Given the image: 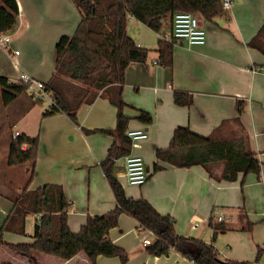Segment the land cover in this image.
<instances>
[{"label": "crops", "instance_id": "0c3cea01", "mask_svg": "<svg viewBox=\"0 0 264 264\" xmlns=\"http://www.w3.org/2000/svg\"><path fill=\"white\" fill-rule=\"evenodd\" d=\"M16 1L19 22L15 31L9 34L8 49L0 46V78L18 83L22 73H27L48 83L55 71L54 52L60 38L69 36L74 43L84 42L86 36L80 32V26L85 12L80 7V0ZM93 1L98 7V15L91 19L89 29L102 35L112 33L108 11L111 0ZM230 1L231 8L225 9L224 14L213 22L199 18L207 31L205 45L190 47L185 42L176 43L171 69L159 63L158 45L148 49L136 42L129 35L127 25L128 35L139 47L149 50L145 63H132L127 69L124 100L127 104L125 113L131 119L129 129H144L148 133V139L141 141L133 151L147 158L148 175L152 177H148L144 186L130 185L124 157L117 160L115 174L129 198L145 199L162 215L173 217L177 234L212 243L222 260L247 262L253 260L251 257L260 243L264 246V55L248 46L264 23V0ZM103 4H106V13L102 15L100 7ZM175 92L191 95L192 105H176ZM1 93L0 84V98ZM22 97L21 94L9 105L11 111L7 116L13 117L14 127L16 123L24 124V134L29 136L25 122L30 109L39 100L30 97L29 101ZM238 102H243L246 108L241 122L250 138L252 151L262 163L260 177L240 174L236 182L219 181L202 166H166L164 170L152 173L151 168L157 163V151L169 147L177 128L186 127L197 135L210 136L226 121L232 123L238 116ZM141 111L152 114L154 122L151 125L138 121ZM78 121L80 126L64 113L42 120L36 175L30 186L31 190L47 184L63 186L71 203L69 225L75 233L81 230L89 216L106 215L116 209L114 194L100 167L115 138L99 132L85 134L82 128H115L117 108L108 99L99 97L93 105L81 107ZM10 133L11 136L12 133L21 135L13 129ZM11 140L12 137L3 143L7 156ZM25 166L22 174L27 176L30 171L29 166ZM213 172L220 175L222 165H214ZM21 190L22 187L15 196L0 192V216H3L0 217V228ZM32 216L35 229L38 216ZM244 216L253 224L251 231L243 230L246 227L242 222ZM219 217L222 220L219 221ZM211 220L223 227L216 240L213 239ZM10 233L4 235L5 244L35 241L33 234L30 235L33 241L23 243L10 237ZM222 237H226L228 243L225 252L217 246ZM109 239L129 254L126 264H196L175 250L169 255H150L144 241H154L155 237L149 230L139 228L137 220L127 214L121 215L119 226L110 231ZM241 244L239 251H235L234 247ZM0 264L91 263L83 253L62 262L50 255L24 256L1 247ZM96 264L123 263L118 257L100 256ZM259 264H264V254Z\"/></svg>", "mask_w": 264, "mask_h": 264}, {"label": "trees", "instance_id": "16d2710c", "mask_svg": "<svg viewBox=\"0 0 264 264\" xmlns=\"http://www.w3.org/2000/svg\"><path fill=\"white\" fill-rule=\"evenodd\" d=\"M96 1L99 3V0ZM223 3L224 0H111L108 11L113 32L102 35L92 32L88 26L91 19L98 15L97 5L93 0H80V7L85 12L80 32L86 37L84 42L74 43L71 37L63 36L56 44L55 71L46 85L59 109H48L43 119L64 113L80 126L79 110L83 105H93L99 97L108 99L117 108L115 128H82L85 134L99 132L115 138L100 167L114 194L116 209L106 215L89 216L81 230L73 232L68 216L71 203L66 198L63 186L47 184L35 190L30 189L36 175L40 139L39 136L20 135L10 142L8 164L28 165L30 172L20 194L12 201L9 216L0 228V248L7 247L24 256L50 255L62 262L83 253L91 264H96L100 256L118 257L126 264L129 254L109 239V233L119 226L121 215L127 214L137 220L139 228L155 235V240L147 247V252L152 256L169 255L175 250L196 264L260 263L261 249L254 262L222 260L212 243L180 236L176 232L173 217L162 215L145 199L129 198L115 174L117 160L132 151V141L127 136L131 119L125 113L127 104L124 100L126 71L132 63H145L149 56V50L139 47L128 35V18L133 17L156 33L170 30V39L159 40L157 52L159 63L171 69L177 43L172 35L174 15L189 12L213 22L224 14ZM18 19L17 1L0 0V35L15 31ZM248 46L264 55V23ZM0 84L7 106L27 92L24 85L9 83L4 77L0 78ZM174 102L178 106L190 107L193 99L187 93L175 92ZM245 110L244 103L238 102L239 113L232 123L226 121L207 137L197 135L186 127L177 128L169 147L157 151L153 173L164 170L166 166H202L219 181L236 182L240 174L244 177L249 174L260 177L262 163L252 151L250 138L241 122ZM137 119L146 125L154 122L152 114L145 111H141ZM216 164L222 165L220 175L213 172ZM30 215L38 216L33 233L35 241L31 244H5L3 239L7 232L26 234V222ZM243 221L246 223L243 230L251 231L253 224L247 216H244ZM210 226L214 231L213 239L216 240L223 227L212 220Z\"/></svg>", "mask_w": 264, "mask_h": 264}, {"label": "rangeland", "instance_id": "374dc122", "mask_svg": "<svg viewBox=\"0 0 264 264\" xmlns=\"http://www.w3.org/2000/svg\"><path fill=\"white\" fill-rule=\"evenodd\" d=\"M102 7H100V12L101 14H105L106 13V4L101 5ZM128 31H129V35L131 37H133L136 42H141L142 44H144L148 49L149 48H153V46H155L156 44L158 45V40L159 38H167V40L170 39V32L169 30H164L161 33H156L153 30L149 29L147 26H145L144 24L137 22L134 19H130L128 18ZM23 97L22 99L26 100L28 99L29 101L31 100V95L29 93H23L22 94ZM21 96V95H19ZM49 109V103L47 100H39V102L36 103V106L33 109H30L31 111L29 112L30 115L28 116V118L26 119V124L28 126V130H29V136H38L40 134L41 131V126H42V113H45L46 110ZM10 108L9 106L5 105L4 100H3V96L1 93V98H0V192H8L11 195H16L18 189L21 187H23V185L26 183V178L28 179L29 173L27 174V176H24V174H22V167L25 168L26 166H16V167H11L8 164V153H6L4 151L3 148V143L5 141V139H11V133H10V129H13L14 131H19L21 135L24 134V129L22 128L24 124H19L16 123V127H14V123H13V117L10 116L8 117L7 114L10 113ZM44 123V122H43ZM140 143V142H139ZM135 151V149L133 148L132 151ZM133 151V154H136ZM39 152V151H38ZM142 156V155H141ZM145 163L148 164L147 158L145 156H143ZM152 167V166H151ZM13 168V169H12ZM153 168H151V171L153 173ZM30 171V169H29ZM13 172V173H11ZM249 175H254V174H249ZM257 176V175H256ZM3 199H5L4 197H2ZM1 218H3V216H0ZM33 216L30 215L27 219L26 222V234H15V233H10V237H14L16 239H18L20 242L26 243V242H31L33 241V239L31 238V234H33L34 231V220H33ZM242 222L245 223V221ZM214 235V234H213ZM226 237H222L220 241H217V246L219 247L220 250H223L224 252L227 251V244L226 243ZM231 244L234 242L229 241ZM226 243V244H225ZM229 243V244H230ZM233 246V245H232ZM243 244L238 245L237 247L235 246L234 249L235 251H239V247H242ZM218 249V250H219ZM259 249L262 250V255H261V260H262V256L264 254V246L262 245V243H260V245L257 247V252L256 254L251 257L253 258V260H251V262H254L258 256V251ZM255 258V259H254ZM260 260V262H261Z\"/></svg>", "mask_w": 264, "mask_h": 264}, {"label": "built area", "instance_id": "2783aa9c", "mask_svg": "<svg viewBox=\"0 0 264 264\" xmlns=\"http://www.w3.org/2000/svg\"><path fill=\"white\" fill-rule=\"evenodd\" d=\"M224 8H231L232 2L224 0ZM172 35L176 42H185L188 46H203L207 42V31L201 25L200 19L197 15L189 12H178L174 15ZM11 42V36L0 35V46L8 49ZM19 54L18 51L15 52ZM257 70H261L258 68ZM20 84L24 85L27 92L36 100H47L49 103V110L59 109L58 104L51 91L47 89L46 83L30 76L27 73H22L19 78ZM127 136L132 141V149L138 146L139 142L148 139V133L144 129H128ZM12 139L15 140L19 137V133H12ZM25 148V146H23ZM126 168L127 182L132 186H144L148 182V169L144 159L132 152L124 158ZM219 221L222 217L218 218ZM151 232V231H150ZM152 235L155 237L153 232ZM152 240L146 239L145 246H150Z\"/></svg>", "mask_w": 264, "mask_h": 264}]
</instances>
